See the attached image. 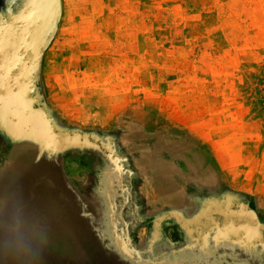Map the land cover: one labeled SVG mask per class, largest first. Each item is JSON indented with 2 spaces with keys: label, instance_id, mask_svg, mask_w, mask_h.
Here are the masks:
<instances>
[{
  "label": "rangeland",
  "instance_id": "1",
  "mask_svg": "<svg viewBox=\"0 0 264 264\" xmlns=\"http://www.w3.org/2000/svg\"><path fill=\"white\" fill-rule=\"evenodd\" d=\"M61 1L47 102L109 139L0 137V264H264V0Z\"/></svg>",
  "mask_w": 264,
  "mask_h": 264
},
{
  "label": "water",
  "instance_id": "2",
  "mask_svg": "<svg viewBox=\"0 0 264 264\" xmlns=\"http://www.w3.org/2000/svg\"><path fill=\"white\" fill-rule=\"evenodd\" d=\"M61 16V0H0V137L57 152L99 151L97 141L107 136L60 125L46 99L42 61Z\"/></svg>",
  "mask_w": 264,
  "mask_h": 264
},
{
  "label": "crops",
  "instance_id": "3",
  "mask_svg": "<svg viewBox=\"0 0 264 264\" xmlns=\"http://www.w3.org/2000/svg\"><path fill=\"white\" fill-rule=\"evenodd\" d=\"M54 59L56 58L52 59V63H49L46 59L44 60L42 66L43 74H47L46 82L48 83L47 86L48 90H50L51 95L57 96V90H60L62 95H64L69 89V82L65 77L64 73H61L60 70H58V65L55 61H53Z\"/></svg>",
  "mask_w": 264,
  "mask_h": 264
},
{
  "label": "bare ground",
  "instance_id": "4",
  "mask_svg": "<svg viewBox=\"0 0 264 264\" xmlns=\"http://www.w3.org/2000/svg\"><path fill=\"white\" fill-rule=\"evenodd\" d=\"M51 8H53L52 6H51ZM50 8V9H51ZM52 11V10H51ZM53 16V15H52ZM52 16L50 17V19L52 20L53 18H52ZM61 225V224H60ZM54 228V227H53ZM58 228V227H57ZM63 230V229H62ZM57 231H59V232H62L61 230H57ZM122 247V246H121ZM127 248V247H126Z\"/></svg>",
  "mask_w": 264,
  "mask_h": 264
}]
</instances>
